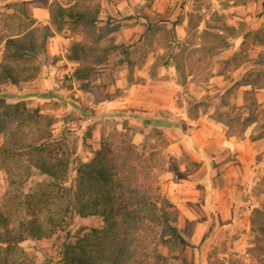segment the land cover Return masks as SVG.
I'll list each match as a JSON object with an SVG mask.
<instances>
[{
	"label": "rangeland",
	"instance_id": "374dc122",
	"mask_svg": "<svg viewBox=\"0 0 264 264\" xmlns=\"http://www.w3.org/2000/svg\"><path fill=\"white\" fill-rule=\"evenodd\" d=\"M51 1L0 0V61L8 36L33 35L39 45L45 25L50 26L51 33L44 46L37 47L33 61L38 67L37 76L22 82L19 87L10 85L8 91L15 96L7 97L6 101L21 100L28 108L37 109L39 114L51 118L53 136L64 140L74 153L71 166L76 161H87L92 157L103 133L123 131L133 139L138 128L133 119L138 121L141 115L130 112L125 106H117L118 103L110 105L108 102L125 94L131 82L140 81L141 74L152 61L155 63L149 68L151 85L159 92L157 86L163 84L169 73L162 72L158 65L163 59L172 62L167 58L168 54L177 56L183 62L184 70L186 68L192 74L188 79L176 75L179 89L174 96L178 106H183L190 114L199 108L214 110L215 116L227 122L237 136L247 114L257 116L255 134L251 137H264V0H132L133 11L126 16L118 10H112L108 15L102 0H82L79 7L88 14L99 7L97 19L86 24L66 21L60 29H56L50 19H47L49 23H44L33 17L37 8L39 16L43 10L49 11ZM58 1L64 5L73 3L72 0ZM147 18L152 25L165 27L172 39L169 45L155 48L156 41L147 45L129 42L123 37L121 30L130 29L135 23L146 25ZM174 20L179 22L178 25L172 26ZM77 41H98L101 47L117 46L108 52L107 60L86 91L81 89L80 82L70 79L77 63L65 57L69 46ZM121 44L129 46L128 56L123 53ZM127 58L132 62L131 67L125 61ZM234 64L239 66L234 68ZM120 65L124 70L118 75L113 70ZM16 67L21 68V65ZM118 76L123 80L122 86L116 81ZM243 80L251 82L252 86H241ZM236 117L239 118L237 123H229ZM39 128L38 124L25 126L21 133L31 136L39 132ZM146 131L155 142L150 140L149 146L146 142L137 147L143 148L146 154L151 153L149 159L161 173L169 162V153L160 149L166 138L156 128H147ZM153 146L158 151H153ZM255 177L252 176L242 190L241 214L239 212L231 224L225 225L219 220L214 226L215 223L211 222L201 232L195 220L205 217L184 218L180 225L176 223L183 238L180 247L174 251L161 248L171 264H228L234 259L264 264V235H258L256 227L252 230L249 222V209L264 201V195L256 190ZM6 187L7 175L0 169V204ZM161 191L163 196L162 187ZM194 192L191 188L190 195L193 196ZM194 210L195 215L200 213L197 208ZM100 224L96 217H75L71 226L74 230L79 226L97 227ZM19 247L23 253L14 250V258L18 261L27 256V264H42L43 260L47 262L57 256L56 242L52 238L26 240ZM45 253L48 257H43Z\"/></svg>",
	"mask_w": 264,
	"mask_h": 264
},
{
	"label": "trees",
	"instance_id": "16d2710c",
	"mask_svg": "<svg viewBox=\"0 0 264 264\" xmlns=\"http://www.w3.org/2000/svg\"><path fill=\"white\" fill-rule=\"evenodd\" d=\"M72 1L69 5L58 0L49 3L50 23L56 29L66 21L86 24L97 19L99 7L88 14L79 7L82 0ZM178 23L171 22L172 26ZM50 33L46 24L40 46H44ZM171 40L164 26H154L147 18L137 42L152 45L156 41L155 48H159ZM39 45L33 35L8 36L0 61V169L7 175L0 204V264H27V256L21 257L20 262L14 258L15 252L23 253L19 245L26 240L51 238L56 242L57 256L42 264H171L161 248L177 250L183 238L176 227L177 210L163 200L161 173L150 161L151 153L139 149L123 131L103 133L92 157L71 166L74 153L64 140L53 136V120L21 100L6 101L15 96L8 91L10 85L19 87L37 76L38 67L33 61ZM120 46L128 56L129 46ZM116 47H101L98 41L73 42L65 54L66 59L77 63L70 79L80 82L82 90H88L108 52ZM167 58L172 59L177 74L185 79L188 74L183 62L172 54ZM125 61L131 67L129 58ZM160 63L167 65L169 61L163 59ZM18 64L21 68L16 67ZM240 84L252 86L246 80ZM256 117L247 114L238 136L257 121ZM238 121L236 117L229 123ZM33 124L40 126L39 132L31 136L21 133L25 126ZM235 133L226 131L227 136ZM256 190L264 195V173ZM75 217H96L101 224L73 230ZM250 222L252 230L256 227L258 235H264V201L253 208ZM228 264L252 263L234 259Z\"/></svg>",
	"mask_w": 264,
	"mask_h": 264
},
{
	"label": "crops",
	"instance_id": "0c3cea01",
	"mask_svg": "<svg viewBox=\"0 0 264 264\" xmlns=\"http://www.w3.org/2000/svg\"><path fill=\"white\" fill-rule=\"evenodd\" d=\"M102 2L109 11L106 10L108 15L112 14V10L114 12L118 10L124 16L133 11L132 0H102ZM37 9L34 10L33 17L49 23L47 21L49 11L43 10V14L39 16ZM145 27L146 25L135 23L132 28L121 30V34L126 40H130L129 42H137ZM151 64L146 66L140 81L135 80L126 87L125 94L107 102L110 105L113 102L118 103L117 106H125L130 112L141 115L138 121L133 119L138 126L132 139L136 145L143 146L148 142L149 146L150 140L155 142V138L147 133V128L158 129L161 136L166 138L160 149L161 152L169 153V162L161 171L160 181L163 199L167 206L178 210L177 225H180L182 219L192 220L195 216L205 217L195 220L201 232H204L211 222L215 223L214 226L218 225L219 220L225 225L231 224L239 212L241 214V195L247 182L254 175L255 182H258L262 175L264 137H251L255 134L257 121L250 123L241 137L235 134L227 136L229 124L216 117L214 110L199 108L195 113L190 114L183 106L177 105L174 94L179 89V85L176 81L177 70L172 62L167 65L159 63L161 71L169 73V76L162 81L163 84L157 86L160 88V90L158 88L159 92L153 90L152 79L149 76ZM123 68L124 66L120 65L113 71L121 74ZM185 71L187 74L190 72L186 78L188 79L192 75L191 71L186 68ZM138 72L136 66V73ZM118 78L116 81L122 86L123 80L120 76ZM241 86L250 85L241 84ZM152 150L158 151L154 146ZM178 170L183 172L180 173ZM191 188L195 190L193 196L190 195ZM259 206H252L251 210L249 209L250 217L253 208ZM194 208L200 213L195 215Z\"/></svg>",
	"mask_w": 264,
	"mask_h": 264
}]
</instances>
